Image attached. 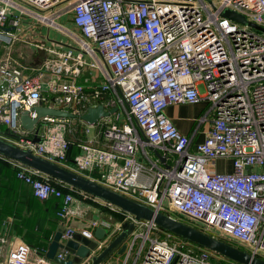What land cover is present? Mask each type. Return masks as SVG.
Here are the masks:
<instances>
[{"label":"built area","instance_id":"2783aa9c","mask_svg":"<svg viewBox=\"0 0 264 264\" xmlns=\"http://www.w3.org/2000/svg\"><path fill=\"white\" fill-rule=\"evenodd\" d=\"M0 1V41L18 39L23 17L64 31L55 21L69 14L77 30L68 32L75 45L69 43L48 65L65 76L52 99L41 92L42 72L31 76L13 60H0V126L7 127L0 139L77 174L96 173L91 180L103 187L174 220L198 224L203 232H218L264 260V35L219 15L228 8L263 27L264 0H211L217 10L206 0ZM85 66L98 70L102 81L76 82ZM201 101L212 118L204 140L191 150L165 109ZM35 105L76 116L99 105L117 110L97 122L99 145H74L67 139L72 119L58 117L40 118L43 131L33 141L18 117ZM205 121L207 115L200 119ZM72 147L78 149L73 157ZM2 158L35 198L59 202L57 259H73L66 243L74 234L92 241L101 228L112 234L109 244L124 223H133L121 264H214L205 249L170 232L162 236L153 221L123 212L118 221L109 214L94 216V206L77 198V190ZM220 159L231 160L230 173L217 172ZM105 247L100 242L89 248L76 264H90ZM45 253L10 237L2 223L0 264H58Z\"/></svg>","mask_w":264,"mask_h":264},{"label":"water","instance_id":"95a60500","mask_svg":"<svg viewBox=\"0 0 264 264\" xmlns=\"http://www.w3.org/2000/svg\"><path fill=\"white\" fill-rule=\"evenodd\" d=\"M213 10L217 8L213 5L211 0H206ZM219 15L223 18L231 20L241 25H247L255 28L264 34V28L250 22L246 17L234 10L222 8L219 10ZM117 109L113 108L110 111H105L102 105L95 108H88L82 115L76 116L69 112L42 105H35L30 111L24 110L20 113L18 121L21 127L29 134L33 133V141H39L37 137L39 119L43 117H58L67 119H79L89 126H94L97 122L112 114ZM31 113H35L36 117L32 118ZM157 154V153H156ZM158 155V154H157ZM0 156L16 161L25 166H28L42 175H45L55 181H58L68 187H71L79 192H83L99 201L109 204L117 208L120 212L134 216L135 220L153 221L158 227L174 233L177 237L186 240L203 249L217 253L228 260L238 264H264V261L253 257L252 255L238 250L237 248L218 240L214 237L208 236L196 229L189 227L177 220L167 217L161 213H157L152 209L137 203L123 195L115 193L102 185L86 178L80 174L72 172L56 163L50 162L44 158L34 155L29 150H22L12 144L0 139ZM163 163L164 160L161 159ZM134 228L133 223H124L121 232L96 256L92 257L90 264H101L106 256L114 249L121 246L122 241L127 238ZM105 230L98 228L94 231V236L100 238L105 234ZM61 236V228L54 234L45 256L52 259L58 264H76L81 259L88 255L89 248H93L91 241L82 237L79 234H74L73 238L66 243V248L74 254L73 259L61 261L55 257V253L62 245L59 243ZM125 245H122L118 254H123Z\"/></svg>","mask_w":264,"mask_h":264},{"label":"crops","instance_id":"0c3cea01","mask_svg":"<svg viewBox=\"0 0 264 264\" xmlns=\"http://www.w3.org/2000/svg\"><path fill=\"white\" fill-rule=\"evenodd\" d=\"M67 15L69 14H66V16ZM70 22L72 24L71 16H70ZM36 24L37 22H35V20L29 17H23L18 31V37H17L18 39L12 43H8L5 40L0 41V60L7 58L13 60L19 66L24 68L26 70L25 72L31 76L37 74L38 72H42L43 77L41 79V92L46 97H49V99H52L51 97H54L55 95L56 86L65 79V76L56 75L54 73V70L49 68L48 65L53 62L56 63L58 61V56L56 54H60L61 52H63L66 49L67 45H63V51L52 48L48 42H54L53 41L54 38L48 33V31L47 33L42 31L44 34L43 36H41V33L38 30ZM46 40H47V48L46 46L40 45L41 42L46 44ZM54 43L56 45L55 47H57L58 44L65 42H62V39H58V41ZM87 70L89 69L85 67L82 69L81 75L78 77L77 81L81 79V84H88V85L98 84L102 81V76L98 70L97 71L99 72V74L91 73L90 76L88 75ZM207 111H208V104L205 101H201L193 105L190 104L170 105L165 109V115L182 134L188 137V139L190 140V149L195 150L196 145L204 140L206 133L210 127V121L212 115L211 113H207ZM204 115H207V121L200 122V119ZM72 122L74 123V125H72L73 134L72 133L67 134L68 140L74 142V145L79 141H90L92 142L93 145H99L98 143L99 127L97 125L91 127L86 123H84L83 121H80L79 119H74L72 120ZM95 127L96 129L95 131H93L94 135L89 137L87 135V128H95ZM6 129L7 127L0 126V133L1 134L5 133ZM73 149H75V147H73ZM149 151L152 152V155H154V151H152L151 149H149ZM0 159L3 158L0 157ZM229 170H231V168ZM82 176L89 179H97L96 173H89V174L83 173ZM55 183L64 185L58 181H55ZM24 187L27 190H29L26 187V185ZM77 195H79L77 196V198H80V200L84 202V204L85 203L89 204L87 201H91V202L93 201L94 203H97L98 206H94L97 211L94 209V207L91 206L94 210L93 212L94 216L105 217L106 213H103L99 208L100 206L104 205V202L99 201L95 198H91L90 196H88L83 192H79V194ZM23 199L24 198H22L21 200ZM47 205L48 204H46V206ZM58 205L59 202L54 200L52 201L51 210L44 209L43 211L40 212V214H38L39 220L32 230L33 234L27 233V231H29L28 229H31V224L29 220H27L28 224L26 228L24 227L25 225L23 222L25 219H28L30 218V216L32 217L34 215V213H30V212L29 213L22 212L21 217L7 216L0 223V226H2L3 222H6L10 237L15 239H20L26 244H28L30 247H34L31 244L32 243L31 239L36 240L37 247L38 246L43 247L47 243L46 248L40 249L41 247H39V251L47 250L48 245L50 244L54 234L62 226L61 221L59 219L57 220V217L55 215ZM0 209H1V205H0ZM99 212L101 213V215ZM42 220L44 221L41 222ZM39 223H42L41 225H43L41 232H37L40 229L37 230L36 228L37 224ZM36 232L37 234H34Z\"/></svg>","mask_w":264,"mask_h":264},{"label":"rangeland","instance_id":"374dc122","mask_svg":"<svg viewBox=\"0 0 264 264\" xmlns=\"http://www.w3.org/2000/svg\"><path fill=\"white\" fill-rule=\"evenodd\" d=\"M3 5L4 4L0 1V7L3 6ZM31 19H33V20H35V22H37L36 25L38 27V30L41 33V36H43V34H44L42 31H44L45 33H47V31H48V33L54 38L53 39L54 42L58 41V39H62V42H65V43L58 44L57 47H55L56 45H55L54 42H48L51 45L52 48L58 49L60 51H63V45H67L68 46L69 43L75 45V42L70 38L68 32L77 31V30L71 24L69 15L61 16L60 18L56 19L57 22L55 21L56 23H59L60 25H62V27L64 28V31L55 29L52 26H49L47 23H42V22L37 21L36 19H34L32 17H31ZM261 25L264 27V20L261 23ZM250 30L258 32V33H261L260 31H258L255 28H252V27H250ZM262 35H264V34H262ZM37 42H39V41H37ZM40 45L41 46L42 45L46 46V48H47V40H46V44L41 42ZM86 60L88 62L90 61V59H87V58H86ZM85 68L89 69V70H87L88 71L87 73H88L89 76L91 75V73L99 74V72L97 70H95V69H93L91 67L85 66ZM77 79L78 78H76L75 80H77ZM76 82L81 83V79H79V81H76ZM72 125H74L73 122H72ZM37 128H38V132L40 134L43 131V127L41 125H39ZM95 129H96V127L95 128H87V135L89 137L93 136L94 135L93 131H95ZM230 168H231V160L230 159H220V160L216 161V170H217V172H219V173H230L231 172V170H229ZM112 208L117 209V208H115L113 206H112ZM163 215H165V214H163ZM112 221H113V218H112ZM179 222H181V223H183V224H185V225H187L189 227H192V228L196 229L197 231H199L201 233H204V234H206L208 236L214 235L215 236L214 238H216L218 240H221V241H223V242H225V243L237 248L238 250L244 251L246 253L249 252L248 248H246L244 245H242V244H240L238 242H235V241H233L231 239H228V238L227 239L220 238V235H219L218 232H214V231L203 232V231H201V228H200V226L198 224H195V223H193L191 221H186L185 219L179 218ZM73 224H75V223H73ZM159 230L161 231L162 236H163L164 233L170 232V231L164 230V229H162L160 227H159ZM109 233L110 232L107 230L102 237L93 239L91 241V245L93 246V248L96 247L97 244L100 243V242L104 243L105 246H107L108 245L107 243L112 238V234L111 233L109 234ZM170 233L174 235V233H172V232H170ZM130 239H131L130 236H128L127 238H125L122 241V243L120 245H125L126 243H128L130 241ZM31 242H32L31 244L34 246V247H32V250H34L35 252L37 251V249L39 250V247H37V245H36V240L35 239H31ZM201 249H203V248H201ZM136 251H137V245H136L135 250H134V252H133V254H132L131 258H130V261H129L130 263L133 261V258L135 257V254H136ZM206 251L211 255L212 262H214V263H219L222 260L229 262V260L227 258H225V257H223V256H221V255H219L217 253L211 252L209 250H206ZM38 255L39 254H37L35 256L38 257ZM122 258H123V254L119 255L118 252H117V247H116L106 256V258L103 260V262L101 264H121L122 263ZM140 260H141V258H140ZM230 262H231V260H230ZM236 264H238V263H236Z\"/></svg>","mask_w":264,"mask_h":264},{"label":"trees","instance_id":"16d2710c","mask_svg":"<svg viewBox=\"0 0 264 264\" xmlns=\"http://www.w3.org/2000/svg\"><path fill=\"white\" fill-rule=\"evenodd\" d=\"M77 152H78V149H73V147H72L70 150V156L73 157L74 154H76ZM71 160L72 159H70V161ZM52 184L58 186V183H55V180H53V179H52ZM24 186L25 185L22 182H20L19 180L16 179V169L7 161L0 159V205H1L0 222H2L3 219L7 216L21 217L22 212L34 213V215L32 217L30 216V218L25 219L23 221L24 225H25L24 227L26 228L27 224H28L27 220H29V222L31 224V229H28L29 231H27V233L33 234L32 230L39 220L38 214H40V212L43 211L44 209L45 210H47V209L51 210L52 209V207H51L52 201H54V199H50L47 201H41L32 195L29 187L26 186L29 189V190H27ZM64 191H67V187L64 188ZM74 195L79 196L75 193H74ZM22 198H24V199L21 200ZM91 198H93V197H91ZM87 202L93 206H98L97 203H94L93 201L92 202L87 201ZM46 204H48V205L46 206ZM99 208L103 213L109 214L115 221L122 220L124 217L123 214L120 211H118L117 209L112 211L110 209H107L104 206H100ZM43 221L44 220H42L41 222H43ZM41 224L42 223L37 224V227H36L37 230L40 229L37 232H41V229L43 226ZM37 232L34 234H37ZM46 246H47V243L43 247L42 246H38V247H41L40 249H42V248L45 249ZM197 247H199V246H197ZM229 262H230V260H229ZM227 263H228L227 261L222 260L219 263H214V264H227ZM233 263H235V262H233Z\"/></svg>","mask_w":264,"mask_h":264},{"label":"flooded vegetation","instance_id":"af4514ba","mask_svg":"<svg viewBox=\"0 0 264 264\" xmlns=\"http://www.w3.org/2000/svg\"><path fill=\"white\" fill-rule=\"evenodd\" d=\"M122 246V245H121ZM121 246H119L118 248H117V252L119 251V249L121 248Z\"/></svg>","mask_w":264,"mask_h":264}]
</instances>
